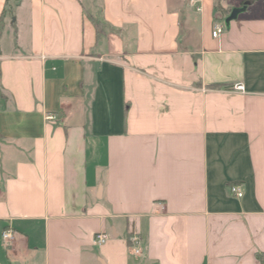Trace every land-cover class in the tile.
<instances>
[{"label": "crops", "instance_id": "crops-1", "mask_svg": "<svg viewBox=\"0 0 264 264\" xmlns=\"http://www.w3.org/2000/svg\"><path fill=\"white\" fill-rule=\"evenodd\" d=\"M217 3L23 0L7 15L0 264H261L264 0Z\"/></svg>", "mask_w": 264, "mask_h": 264}, {"label": "trees", "instance_id": "trees-1", "mask_svg": "<svg viewBox=\"0 0 264 264\" xmlns=\"http://www.w3.org/2000/svg\"><path fill=\"white\" fill-rule=\"evenodd\" d=\"M22 1L23 0H5L4 8L0 14V56L2 55L1 38L3 35L5 23H6V17L8 14H13L15 11V8L17 6H19ZM253 1H256V0H246V2H253ZM217 2L218 3H217L216 8L219 9L221 7L219 0H217ZM91 19H92V21L96 27L98 41H99L105 32L104 24H103L102 20L97 18V17L92 16ZM0 77H1V70H0ZM5 99H7V95L4 93L2 86H0V104ZM0 136H1V134H0ZM129 242L131 243L130 239H129ZM256 256H257L258 260L261 262V264H264V251H261V250L257 251Z\"/></svg>", "mask_w": 264, "mask_h": 264}, {"label": "built area", "instance_id": "built-area-1", "mask_svg": "<svg viewBox=\"0 0 264 264\" xmlns=\"http://www.w3.org/2000/svg\"><path fill=\"white\" fill-rule=\"evenodd\" d=\"M190 2L196 7L198 11L202 10V6L199 4V0H190ZM225 30V24L224 23H219L216 24L214 30H213V36L217 37L219 36L223 31ZM234 90L240 91V92H246V87L243 83H237L234 85ZM48 118L53 119L55 116L50 115ZM231 191L236 194L238 197H242L244 195V192L241 188L240 185L234 184L231 186ZM3 238L6 241H11L14 239V232L12 229L7 228L3 231L2 233ZM109 238V235L106 232H100L96 235V242L99 244H103L107 241ZM131 241L134 243H138L139 238L138 237H133L131 238ZM136 252H139V249L136 248Z\"/></svg>", "mask_w": 264, "mask_h": 264}, {"label": "water", "instance_id": "water-1", "mask_svg": "<svg viewBox=\"0 0 264 264\" xmlns=\"http://www.w3.org/2000/svg\"><path fill=\"white\" fill-rule=\"evenodd\" d=\"M247 8V5H243V6H240V7H235L232 9L230 15L226 18V24L227 26L230 25L231 21L232 20H235L238 18L239 14L243 11H245Z\"/></svg>", "mask_w": 264, "mask_h": 264}]
</instances>
